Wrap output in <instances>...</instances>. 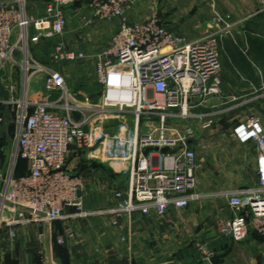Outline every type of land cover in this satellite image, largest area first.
<instances>
[{
    "label": "built area",
    "instance_id": "2783aa9c",
    "mask_svg": "<svg viewBox=\"0 0 264 264\" xmlns=\"http://www.w3.org/2000/svg\"><path fill=\"white\" fill-rule=\"evenodd\" d=\"M134 1L47 0L45 16L35 18L24 0H0V71L8 65L24 70L21 96L16 97V85H9L10 98H0V107L7 105L14 117L12 165L27 162L25 174L0 176L4 184L0 222L49 224L94 215L117 221L134 215L163 216L171 209L181 214L192 202L217 195L235 212L234 217L220 219L221 234L237 241L253 231L264 237V128L260 120L242 122L234 130L240 141L253 140L257 145L259 180L255 186L201 191L200 163L190 144L196 134L192 122L208 127L215 121L213 113L195 109L221 93V42L229 35L235 38L237 25L246 18L233 21L217 13L214 25L191 39L156 17L130 23L126 11ZM259 1L264 11V0ZM76 3H84L97 21L121 19L110 44L95 55L101 85L95 103L77 101L65 75L53 66L83 60L85 51L59 43L50 65L40 64L20 47L27 43L30 26L36 29L34 41L64 34L66 8ZM41 76L43 87L38 85ZM114 123L116 127L111 128ZM94 124L101 129L99 133L91 130ZM100 145L110 165L120 166L124 186L115 190L112 205L88 210L82 194L84 179L67 169L66 162L72 147L90 150ZM148 147L153 149L145 154ZM200 250L204 261L216 255L205 246Z\"/></svg>",
    "mask_w": 264,
    "mask_h": 264
},
{
    "label": "crops",
    "instance_id": "0c3cea01",
    "mask_svg": "<svg viewBox=\"0 0 264 264\" xmlns=\"http://www.w3.org/2000/svg\"><path fill=\"white\" fill-rule=\"evenodd\" d=\"M39 1L36 2L37 4H30V12L37 18L45 16L47 0ZM256 2L258 4L252 9V14L259 12L263 7L259 0ZM261 12L264 13V11L259 13ZM66 13L68 24L65 33L56 36V39H58L57 44L64 43L70 49L81 50L75 47L76 44L77 46L92 45L91 49H94L93 45L97 44L104 48L110 44L112 34L121 26V19H116L112 23L95 20L91 10L84 3L68 6ZM89 19L90 22H88ZM242 19L244 17L237 20ZM248 20L246 26L240 28L241 23L237 25V30H241L235 38L227 39L226 42V39H223L221 42V93L212 95L203 106L195 109L213 113L214 123L208 127H203L198 122L191 123L196 130L190 144L196 150L200 163L197 170L200 178L199 188L208 193L255 186L259 180L257 171L259 153L256 143L253 140L240 141L234 131L235 127L242 122H251L256 119L260 120L264 128V56L257 54L252 40V38L258 39L257 41L261 42L264 47V21L260 19L256 22L255 18ZM34 33L36 29L32 26L30 34ZM240 34L242 36H239ZM17 35L16 31L14 40ZM187 36L191 39L198 38L197 35ZM50 39L41 38V41ZM13 68L0 71V81L7 88L11 84L16 85L15 94L19 97L22 94L21 82H19L20 71L15 72L16 69L13 70ZM94 78L99 88L95 93V98L98 100L101 85L97 77ZM84 92L91 95L86 90ZM57 96L58 93H55L53 98L56 99ZM77 117L80 115L77 114ZM116 125L114 123L110 127L113 128ZM14 126L10 108L2 105L0 107V153L6 152L8 148L9 153L11 152V146L15 140ZM91 130L99 133L101 129L94 124ZM6 144L7 149H5ZM70 155H72L73 162L68 168L73 173L84 177L82 194L85 208L94 210L112 205L115 202V190L124 186L118 173L120 166L116 165L117 167L114 168L110 165L102 145L90 150L75 148ZM88 160L94 161L89 164L86 162ZM26 171L27 162L20 161L15 170V176H21ZM172 210L163 216L155 215V221L160 220L162 226L166 228L168 241L174 239L178 225V229H182V231L179 230L181 234H178L183 235L184 238L191 239L193 235L198 236L216 254L227 253L221 264H264L263 236L253 231L244 240L237 241L231 236L220 233L218 228L220 219L231 218L235 215L224 197L216 195L194 201L185 209L181 217L171 213ZM148 217L153 216L134 215L131 218L123 217L117 221L107 215L75 217L69 220L73 227L72 237L74 238L71 244L70 242L66 244L68 233L66 231L67 234H64V227L67 224L58 221L60 225L63 224V229L56 233V244L51 246L47 244L48 232L41 233L39 229L35 232L33 228L39 225L31 222L29 225L33 227L32 230L28 233L23 231V234L19 236H22L25 241L32 240L34 243L0 245V264H166L169 262L212 264L210 261H204L199 251L194 252L190 248L185 250L191 255L190 258L180 260L175 256L164 262L142 260L143 254L160 253L161 247L130 246L126 244L127 242L125 243L124 239L127 238L129 229L134 230L135 233L138 230L143 231V221H149ZM173 224L175 228L172 227ZM192 225L196 226L195 230H191ZM61 238L65 240V243L60 242Z\"/></svg>",
    "mask_w": 264,
    "mask_h": 264
},
{
    "label": "rangeland",
    "instance_id": "374dc122",
    "mask_svg": "<svg viewBox=\"0 0 264 264\" xmlns=\"http://www.w3.org/2000/svg\"><path fill=\"white\" fill-rule=\"evenodd\" d=\"M35 2H32L31 0H24L25 6L27 10L30 12V4L33 3L37 4L39 0H33ZM40 2V1H39ZM258 2L256 0H135L133 4L128 6V12L127 17L130 21V23H136V22H142L149 19H152L153 17H156L159 19L160 23L164 24L168 28L177 30L178 32L187 34V35H197L198 37L204 33L210 25H214L216 22V19L218 18L217 13L223 16H229L230 20L237 21L239 18H246L244 22H241L240 28L243 26L248 25L250 18H255L256 22L257 20L264 21V13L261 12V14H252V9H254L257 6ZM259 6V5H258ZM241 10V11H240ZM238 11V12H237ZM35 12V11H33ZM30 15L33 16L30 12ZM35 17V16H33ZM37 18V17H35ZM254 22V21H253ZM254 22V23H256ZM253 23V25H254ZM32 26L28 28V34L29 38L27 39V43L24 44L23 42L20 43V47L24 48L25 52H27V55L35 59V61L39 62L40 64H52L51 63V53L53 52V49L58 42L57 37L51 38L49 41H41V38L38 40H33V37L36 35L34 33L33 35L30 34V29ZM241 29L235 30L234 35H237L238 32H240ZM243 33V32H242ZM239 36H242L240 34ZM225 42L227 39H231V35L228 36V38H225ZM76 44V48H79L87 53L86 58L83 60L75 61V62H67V61H61L58 64L53 65L56 69L61 71L66 78L68 88L75 94L77 101H81L83 103L86 102H97V98H95V93L99 89L97 83H95L96 72H95V55L103 48L99 45H93L96 49H91L92 45L85 46ZM21 54V52H18ZM12 68L11 65H8L6 68H3L5 71L8 68ZM16 69V70H15ZM13 70L15 72L18 70L20 73V79L19 82H21V87L23 85L24 81V70L22 67H14ZM39 79H41L38 83L39 86L43 87V77L41 76ZM89 79V80H87ZM88 82V83H84ZM91 95H88L86 92ZM90 90V91H89ZM88 97L87 98L85 97ZM91 96V98H90ZM14 118V117H13ZM13 130L16 133L15 126L13 127ZM14 142L11 146V151L14 147ZM8 145H5V149H7ZM9 149V148H8ZM6 150L4 153H0V174L2 176H5L7 174H15V170L17 166L19 165V162H16V164L12 165L13 159L11 157V152L9 153V150ZM75 147H72L70 150V153L72 150L74 151ZM68 155L67 162H66V168L70 166L73 162L72 155ZM90 161V160H88ZM86 161L87 163H92L94 160H91L90 162ZM70 170V169H69ZM4 172V173H1ZM79 175V174H78ZM83 179V175H80ZM4 187L3 181L0 180V192L2 191ZM174 215L181 217L184 215L182 212L179 214L176 210H172ZM149 221L144 220L143 221V231L138 230L136 233L134 230L129 229V234L125 240V243L128 245H140V246H158L161 247L160 253L157 254H143L142 260L144 261H153V262H164L166 260L172 259L176 256L177 259H184L189 256H191L189 253H186V249L190 248L192 251L196 252L199 251L202 246H206L205 241H203L198 236H191V239H186L183 237V235H179L180 231L182 229H178V225L176 226V231L174 235V239L168 241V238H166L167 234L165 233L166 228L163 227L161 224V221L157 220L155 221V216L148 217ZM71 220V219H69ZM69 220H59V222H65L67 225L64 227V234L67 231V241L66 244H71L73 242L74 238L70 235L72 233V224ZM152 220V222H151ZM58 221H54L49 224H45L42 222H32L39 225V227H30L29 223L24 225H16V226H10L8 224L0 222V245H25V244H33L34 241L32 240H24L22 236H19L20 234H23V231L30 232L33 228L35 229V232H38L39 229L41 233L48 232V239L47 244L48 245H55V238L56 233L63 229V224L60 225ZM161 224V225H160ZM48 225V227L46 226ZM155 225L157 226L155 228ZM154 226V228L152 227ZM46 227V228H45ZM174 227V224L173 226ZM175 228V227H174ZM191 230H195L196 226L192 225ZM180 230V231H179ZM181 234V233H180ZM174 240V241H173ZM57 241V239H56ZM123 241V240H122ZM65 243V240H64ZM200 257V255L198 256ZM190 258V257H189ZM188 258V259H189Z\"/></svg>",
    "mask_w": 264,
    "mask_h": 264
},
{
    "label": "water",
    "instance_id": "95a60500",
    "mask_svg": "<svg viewBox=\"0 0 264 264\" xmlns=\"http://www.w3.org/2000/svg\"><path fill=\"white\" fill-rule=\"evenodd\" d=\"M0 98H2L4 101H8L9 98H10V91H9V89L1 81H0ZM152 149L153 148L148 147V148H146L144 150V153L147 154ZM156 149L157 150H161L162 152H167L168 151L167 148H161V149L156 148ZM9 204L12 205V203H9ZM226 254L227 253L216 254V255H214L213 257L210 258V262L212 264H221V263L224 262V257H225ZM166 264H180V263H177V262H169V263H166Z\"/></svg>",
    "mask_w": 264,
    "mask_h": 264
},
{
    "label": "trees",
    "instance_id": "16d2710c",
    "mask_svg": "<svg viewBox=\"0 0 264 264\" xmlns=\"http://www.w3.org/2000/svg\"><path fill=\"white\" fill-rule=\"evenodd\" d=\"M250 38H252V36H250ZM252 40L254 41L253 43H254V45H255V48H256V52H257V54H259V56H264V54H263V49H264V47H263V44L261 43V42H259V41H257L258 39H255V38H252ZM95 96H96V94H94ZM98 95H99V92H98ZM20 161H24V160H19V162Z\"/></svg>",
    "mask_w": 264,
    "mask_h": 264
}]
</instances>
